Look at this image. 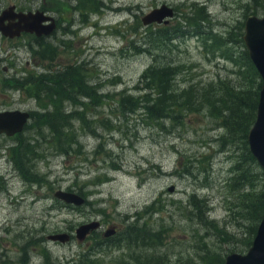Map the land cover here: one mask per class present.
Listing matches in <instances>:
<instances>
[{"label":"rangeland","instance_id":"1","mask_svg":"<svg viewBox=\"0 0 264 264\" xmlns=\"http://www.w3.org/2000/svg\"><path fill=\"white\" fill-rule=\"evenodd\" d=\"M163 2L175 8L170 24L188 15L186 9L192 2L205 4L212 15L208 26L214 38L205 32L187 33L173 44L169 57L182 63L178 87L207 84L226 75L239 77L230 70L234 64L227 58L221 36L238 21H245L253 8L262 15L264 5L257 0H101L96 11H86L84 23L77 27L78 36L65 40L83 49L89 80L111 98L92 99L84 108L65 100L68 112L81 109L67 131L78 140L69 153L60 151L58 137L47 127L36 131L32 117L30 127L26 125L17 137L1 138L0 264H45L46 253L50 264H82V255L89 257L84 264H210L215 253L225 257L232 251L246 252L251 246L244 242L251 235L250 221L243 224L242 216L230 211L234 199L228 191L234 173L231 154L235 160L240 150L221 145L226 130L207 107L190 111L183 124L166 120L163 126L149 122L140 111L126 115L122 106H116L124 89L139 93L135 85L153 62L152 54L134 48L131 39H138L142 32V28L140 33L134 28L143 23L145 13ZM58 47L64 49L61 44ZM58 56L60 62L76 58L64 52ZM42 102L48 105L50 99L37 100L17 89L0 92V107L33 111ZM36 135L41 155L33 159L31 171H38L40 181L31 180L32 172L25 178L10 151L15 143ZM201 155L207 159L197 160ZM192 159L197 160L192 172L202 166L209 167V172H189L187 163ZM256 183H262L259 175ZM59 188L80 191L89 203L68 206L55 196ZM193 191L208 198L207 212L216 220L214 224L203 223L191 212L188 196ZM156 199L159 202L150 206ZM94 218L105 224L119 223L121 240L104 247L80 242L77 226ZM136 221L146 231L135 233L130 242L123 233ZM57 232H69L72 237L65 242L49 238Z\"/></svg>","mask_w":264,"mask_h":264},{"label":"trees","instance_id":"2","mask_svg":"<svg viewBox=\"0 0 264 264\" xmlns=\"http://www.w3.org/2000/svg\"><path fill=\"white\" fill-rule=\"evenodd\" d=\"M257 1L260 2L259 5H264V0ZM186 10L188 15L180 16L181 19L176 24L152 22L146 25L140 22V26L134 28L136 33H140L142 28L140 35L142 37L138 34L136 37L138 39H131L134 48H137L138 53L152 54L153 62L141 73L139 82L135 85L139 93L133 94L124 89L116 106H122V111L126 115L140 111L142 117L148 119L149 122L154 120L163 126L166 125V120H170L172 125L183 124L184 116L190 111L207 107L211 116L226 130V135L220 139L221 145L229 146L233 151L240 150L239 153H235L237 155L235 160L233 159L234 153L231 154L234 162L231 171L234 173L229 180L228 191L234 199L231 200L230 211H233L235 216L236 214L242 216L243 224L250 221L251 235H246V240H244L250 245L264 215V169L253 154L248 141V132L256 118L262 78L250 57L243 38L245 21L240 20L227 34L221 36L227 58L234 64L230 70L237 71L239 77L226 75L220 80H212L207 84L192 82L187 87H178L176 80L182 63H175L169 57L177 37L187 33L199 35L201 32L207 33L210 38L215 37V34L209 30L208 20L212 15L205 4L192 2ZM257 10V7L253 8L252 13ZM71 69L66 72L44 70L42 73L25 74L10 80L13 89L26 91L37 100L50 99L48 105L42 102L39 109L32 111L33 125L36 131H42L43 127H47L50 134L58 137L59 149L65 153H69L74 149V145L78 144L75 135L72 133V138L67 131H70L72 125L70 121L77 117L81 110L78 108L79 111L74 109L68 112L64 106L65 100L84 108L87 104L94 102L92 99L111 98L109 93L99 91V85H96V82L92 83L89 80L90 73L87 69L82 72H75ZM81 95L87 100H83ZM28 127L30 123H27ZM38 138L36 135L23 139L12 148L17 168L25 178L31 177L29 172L33 171H31L32 161L41 155L36 143ZM203 159H207L205 155H201L197 160L202 162ZM197 160L192 159L191 163H187L189 172H192V167ZM258 165H260L259 169ZM202 167L196 173H192L206 174L209 172V167ZM257 175H259V181L262 182L259 186L256 183ZM39 177L40 174L37 171L32 175L31 180L40 181ZM159 200L156 199L150 206ZM87 202L89 203V200ZM188 203L191 212H196V217L200 221L215 223L216 220L208 216V198L193 191L188 196ZM145 229V225L134 222L130 226L128 232L131 235L127 239L131 242L135 233H141L142 230L144 232ZM45 255L47 258L45 264H50L49 254ZM225 257L224 254L222 256L220 253H215L210 264H221L225 261ZM80 258L82 264L85 260H89V257L85 255Z\"/></svg>","mask_w":264,"mask_h":264},{"label":"flooded vegetation","instance_id":"3","mask_svg":"<svg viewBox=\"0 0 264 264\" xmlns=\"http://www.w3.org/2000/svg\"><path fill=\"white\" fill-rule=\"evenodd\" d=\"M100 3L101 0H0V18L5 17L3 20L0 19V22L2 21L4 25L19 22L20 15L39 14V25L53 27V30L48 34H37L36 31L22 30L15 36L6 34L2 29L0 30V92L13 89L10 80L16 76L38 74L44 70L66 72L70 68L75 72L84 71L85 62L81 54L83 49L80 50L79 45H73L65 38L68 36H71V38L77 37L79 34L77 27H81L84 23L86 11H96ZM60 44L63 46V50L59 49ZM63 52L70 53L76 58L72 61L60 62L58 55ZM24 58H26V62L23 61ZM15 108L25 109L23 107ZM7 109L13 108L9 106L0 107L1 111ZM27 110L30 111L31 118L32 110ZM17 136L18 133L13 135H8L5 132L0 133V146L2 137L15 138ZM14 145L10 147V151ZM15 165L17 167L16 161ZM88 200L86 196V202L83 205L87 204ZM94 219L99 220L98 228L91 231L84 240L78 239L80 242L88 244L91 242L90 247H104L107 243H118L121 240L120 233H122L123 228L119 223L105 224L100 218ZM112 225L116 226L114 233L106 235L105 231ZM128 231H130V224L123 233V238L126 240L131 235ZM93 235H96V237ZM91 238H95V240L91 241ZM132 264H136V261ZM142 264H145V262L143 261Z\"/></svg>","mask_w":264,"mask_h":264},{"label":"water","instance_id":"4","mask_svg":"<svg viewBox=\"0 0 264 264\" xmlns=\"http://www.w3.org/2000/svg\"><path fill=\"white\" fill-rule=\"evenodd\" d=\"M175 14L173 5L166 2L152 8L142 17L144 24L152 22L169 23L170 18ZM39 14L20 15V21L4 25L0 22V30L6 34L15 36L22 30L36 31L37 34H48L53 30L52 26L43 27L39 25ZM1 17L0 19H4ZM243 38L248 48L249 54L262 78L259 102L255 121L248 132L250 148L264 169V13L262 15L251 13L245 19ZM31 113L22 108L0 110V133L5 132L13 135L24 130L29 121ZM174 187L171 186V189ZM55 196L68 204L83 205L86 196L79 191L59 188L55 191ZM99 226V220L94 219L83 222L77 226L75 234L79 240H84L86 236ZM116 226H110L105 234L110 235L115 231ZM49 238L61 240L63 242L71 239L69 232H57L49 235ZM221 264H264V215L258 224L256 234L251 246L246 252L232 251L225 257Z\"/></svg>","mask_w":264,"mask_h":264},{"label":"bare ground","instance_id":"5","mask_svg":"<svg viewBox=\"0 0 264 264\" xmlns=\"http://www.w3.org/2000/svg\"><path fill=\"white\" fill-rule=\"evenodd\" d=\"M2 179V178H1Z\"/></svg>","mask_w":264,"mask_h":264}]
</instances>
